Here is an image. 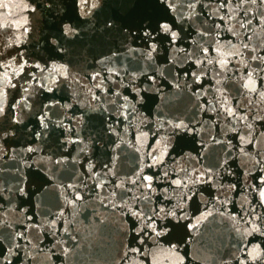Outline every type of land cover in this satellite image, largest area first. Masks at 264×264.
<instances>
[{
	"label": "water",
	"instance_id": "1",
	"mask_svg": "<svg viewBox=\"0 0 264 264\" xmlns=\"http://www.w3.org/2000/svg\"><path fill=\"white\" fill-rule=\"evenodd\" d=\"M25 3L27 9L23 7ZM74 3L75 0H0V24L12 25L0 27V62L6 63L12 56L22 62L17 55L22 52L32 65L25 66L19 76H12L8 69L16 87L0 84L6 93L0 98L5 108L0 129L13 133L5 136L0 132V187L4 189L0 198L4 206L0 214V253L7 254L12 234L36 224L39 227L26 233L32 244L23 250L15 249L18 255L9 256L12 264H139L150 258L138 256L130 248L147 251L173 245L176 251L170 264H181V260L183 264H264V235H247L250 219L264 227V220L255 219L264 217V207L251 189L264 175L259 171L261 165L256 164L261 157L256 155V148L246 147L238 139L239 135L247 136L249 123L255 133L264 131V121L255 119L264 116V97L260 96L264 92V72L255 77V93L242 86L247 71L259 72L258 62L241 58L248 64L247 69L236 58L228 70L208 65V75L202 77L207 92L197 98L192 91L201 85L193 83L191 76H183L185 69L191 71L195 65L179 49L198 55V29L210 31L204 37L209 41L204 46L210 47L220 31L213 25L223 23L218 19L220 13L177 22L183 30L176 28L180 38L175 47L165 42L153 53L154 59L145 62L137 54L127 53L128 46L142 47L140 42L124 41L119 32L105 29L104 24L109 18L129 24L139 22L145 15L156 19L163 10L155 7L153 0H99L89 17L80 16ZM251 8L250 15L264 13V5ZM24 17L28 19L27 33L15 27V22ZM63 23L77 27L78 34L64 36ZM256 24L253 21L254 29L249 33L253 35L250 47L264 41V27ZM219 39H231L239 45V39L227 31H220ZM114 52L119 54L112 62L100 63ZM252 54L264 51L257 48V53L249 55ZM36 64L45 71L41 72ZM53 65H65L71 78L65 80L52 72ZM113 66L120 70L125 85L129 80L125 68L137 74L134 83L141 88L144 100L135 105V112L118 108L123 103L120 97L93 86L95 81L90 76ZM30 72L36 74L35 80L28 75ZM141 72L146 75H139ZM148 75L157 77L155 84L147 79ZM119 79L117 83L105 80V87L128 95L130 89L122 87ZM53 80L57 81L55 85ZM41 84L52 85L54 91H46ZM93 93L100 99L94 100ZM25 97L29 107H25ZM112 99L117 103H111ZM14 104L19 106L13 108ZM46 104L54 106L45 109ZM67 104L71 107H62ZM226 108H232L235 116L228 115ZM125 111L129 113L127 119L120 115ZM13 112L21 123L13 122ZM45 112L47 129L42 128L39 118ZM245 115L246 120L241 118ZM59 121L63 127H57ZM178 121L193 131L174 129ZM109 123L114 132L108 130ZM29 147L35 150L27 152ZM239 147H246L252 158L243 156ZM258 148L264 152V144ZM152 156L160 162L148 168ZM89 165H94L91 171ZM138 174L159 175L160 181L153 183L156 192H149L139 180L132 184ZM198 177L206 182L193 183ZM173 180L183 183L177 186ZM22 181L27 195L16 191ZM153 207L175 211L176 216L158 221L166 228V234L160 237L147 229L145 243L141 244L136 232L142 222L131 216L129 208L147 212ZM253 207L255 212L249 216ZM250 241L253 246L260 244L256 259L245 247Z\"/></svg>",
	"mask_w": 264,
	"mask_h": 264
},
{
	"label": "snow or ice",
	"instance_id": "2",
	"mask_svg": "<svg viewBox=\"0 0 264 264\" xmlns=\"http://www.w3.org/2000/svg\"><path fill=\"white\" fill-rule=\"evenodd\" d=\"M212 3H215L216 5L214 8L211 7ZM153 5L163 10V14L156 19H154L150 15H145L142 19H140L139 22L135 24H129L120 20H113L111 18L105 21V29L116 30L121 34L124 41L132 40L140 42L142 44V47L128 46L127 53L129 55L137 54L141 60L145 62L151 61L154 59L153 53L157 51L158 46H163L164 43L167 42L169 47H175L177 40L180 38V32L177 31L176 28L179 27L181 31L183 30V28L177 22H182L186 19L191 20L194 16L207 17L220 13L218 19L223 23H215L213 25V28L231 33L233 37H237L239 39V45L234 43L231 39L227 40L226 42H221V40L219 39L220 31H217L216 38L211 41V46L205 47L204 44H209V41L204 40V37L209 36L211 33L209 30L198 29L197 36L200 39L195 41L197 45L198 55L196 52H191L184 48L179 49V51L184 52L185 57L190 58L191 63L195 65V68L191 71L185 69L183 72V76L185 78L191 76L193 78V83L201 85V87L192 91V95L199 98L206 94L207 86L203 85L202 77L208 75V65L216 64L219 65L220 69L228 70V66L230 63H232L233 58H236L237 63H243L246 69L248 68V64L244 63V60L241 58H247L250 61L258 62L257 68L259 69V72H257L256 70L247 71L242 77L245 80L242 85L243 88L252 93H255L257 91V81L255 77L259 75L260 72H264V67H261V65H264V54H249L257 53V48H260L262 51H264V41H262L260 44L250 47V42L253 40V35H250L249 33L253 32V21H257L256 26L264 27V13H258L254 15H250V13L252 12V5H264V0H153ZM98 6L99 0H75L74 3V7L79 10V15L83 17L91 16L93 14V10ZM3 7H7V5H4ZM23 7L27 9V3H25ZM198 7L200 8V11H197ZM31 10L35 11V8H32ZM233 13H235V15H233ZM203 22L204 21H201V23ZM27 25V17H24L23 20H17L15 22V27L17 29L23 28L24 33H27L29 31ZM11 26L12 25L10 22L0 24V27L2 28H10ZM237 29L244 30L243 34L238 32ZM62 31L64 36H75L78 34L77 27L73 26L70 23H63ZM201 41H203V43H201ZM52 43L57 45L58 50L63 51L57 40H53ZM118 54V52H114L112 54V57L107 58V61H100V63L106 64L108 62H112L113 58ZM17 55L20 57V60L22 62H17L16 56H12L11 60L6 63L0 62V84L16 87L15 84L11 83L12 77L9 76L8 69L12 70V76H19L24 72L25 66L32 67V65H30L28 61L23 58L22 52L17 53ZM35 67L38 68L41 72L45 71V68L41 67V65L39 64H36ZM196 69H199V71H197ZM51 71L58 74L59 76H62L65 80L71 78V74L69 73L65 65H53ZM103 72H107L108 75H103ZM124 73L125 76L129 77L127 85L124 84V77L121 76L120 70L116 69L115 66L106 67L101 71H97L95 74L90 76V79L92 81H95V84L93 85L95 88L100 89L105 93L111 91V95L113 97H120L122 99L123 103L118 104V108L125 110H128L130 108L132 112H135V105L142 102L144 100V97L141 95V88L134 83L137 78V74L134 71L129 73L127 68L124 69ZM28 75L31 76L33 80H35V73L30 72L28 73ZM139 75H146V73L141 72L139 73ZM217 75H219V72L217 73ZM117 77L120 78L118 82L122 87L130 89L128 95H124L119 90H109L105 87V80L112 83H117ZM147 79L155 84L157 77L154 75H148ZM262 80H264V78H262ZM56 83V80L52 81V85H55ZM216 83L219 84L220 81L217 80ZM52 85L41 84L40 87L45 88L48 92H53L54 88ZM187 87L191 86L187 85ZM23 90L25 92L28 91L27 88H24ZM144 90L147 91V89ZM156 91H159V88H157ZM132 93H134V95H132ZM4 95H6V93L2 88H0V98H2ZM260 96L264 97V92H260ZM92 98L94 100L100 99L95 95V93H93ZM24 103L25 107H29V105L27 104V97L24 98ZM55 103L58 104L59 101H55ZM111 103L116 104L117 101L115 99H112ZM18 106L19 104H14L13 108H16ZM53 106L54 105L46 104L44 105V108L49 109ZM62 107L70 108L71 104L62 105ZM104 111L107 112V108H105ZM225 111L228 115L235 116L232 108H226ZM4 114L5 108L2 99H0V116H3ZM128 114L129 113L127 111L120 113V115H123L125 119H127ZM12 115L14 117V123L22 122L20 119L15 118L18 114L13 112ZM39 118L42 128L47 129V113L45 112V114L41 115ZM241 118L246 120L247 116L245 115ZM255 119L264 121V116H260ZM63 126L64 125L62 121L57 122V127ZM173 127L176 130H187L189 132L193 131V129L189 128V126L183 121L174 123ZM247 127L250 129L247 136L239 135L238 139L242 141L246 147L250 146L251 148L257 149L256 155L260 156L261 159H257L256 164L261 165L259 171L261 173H264V152H261L258 148V146L264 144V131L255 133L254 130H252L253 126L251 123H249ZM108 130L113 132L115 131L110 123L108 124ZM0 132H2L5 136L13 134L9 133L5 129H0ZM73 142L75 143L76 141ZM116 147H119V145L117 144ZM246 147H239L238 151L243 154V156L252 158V153L250 151H246ZM34 150L35 149L31 147L26 149L27 152H32ZM0 151H3L2 146H0ZM158 162H160L159 158L157 156H152V163L148 164L147 167L152 168ZM56 163L59 164L61 163V161L57 160ZM224 163H227V160H225ZM28 166L30 167L31 165ZM93 167L94 165H89V171H91ZM104 167L106 169L108 168L107 165H105ZM142 171L143 170H141V172ZM96 175H99V173H96ZM164 175L166 176L167 172H165ZM160 179L161 177L156 174H138L136 179L132 180L131 183L136 184L137 180H139L141 181L142 187L147 189L149 192H156V189L153 188V183L154 181L158 183ZM196 182L206 181H200L198 177L196 181H193V183ZM172 183L180 186L183 181L173 180ZM101 187H103V185H101ZM116 187H120V185H116ZM235 187V185L232 186L233 190H235ZM251 189L253 192H256L258 194L260 206L264 207V175L259 176L257 182L251 185ZM16 191L21 195H27V193L24 191L23 181L19 186H17ZM164 191H167V189H164ZM3 192L4 189L0 187V198L3 197ZM113 195H115V193H113ZM77 198L79 199L80 197ZM145 199L149 200L150 202L149 196L146 195ZM164 199H167V197H164ZM3 208V204H0V214H2ZM254 212L255 207L252 208L251 212L248 213V215L251 216ZM129 213L131 214V216L136 217L142 222L141 226L136 232V237L141 244L145 243L144 236L148 235L147 229H151V231L154 232L157 237H160L166 234V228L164 225L158 223V221L169 216H176L175 211L166 210L164 207H153L150 208L147 212H145L143 209L129 208ZM27 219L31 220L32 217L29 216L27 217ZM255 219L264 220V217L256 216ZM247 223H249L250 225V230L247 232V235L251 236L253 235V233L264 235V227H262V225L255 224L252 219L248 220ZM34 227H39V225H27L24 231L17 230L9 237L12 243H10L6 249L7 254L0 253V264H5V262L6 264H12L9 256L18 255L15 249L23 250L28 245L32 244L31 239H29L26 233L29 229ZM195 227L196 226L193 225V228ZM33 247H36L39 251H42V249H39L38 245H33ZM245 247L251 249V252L249 254L252 255L253 259H256V254H258L260 250V244L256 243L253 246V243L250 241L249 244ZM129 251L135 253L138 256L150 258L146 262L143 260L140 261L139 264H165V262H169L170 264L176 248L174 245L170 246L167 249L157 246L155 249L147 251L144 248H130ZM65 252H67V249H65ZM28 255L30 256V253ZM127 255L128 253H125V256ZM181 264H183V260H181Z\"/></svg>",
	"mask_w": 264,
	"mask_h": 264
}]
</instances>
